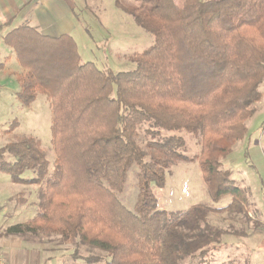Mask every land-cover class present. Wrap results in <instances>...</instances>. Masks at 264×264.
Masks as SVG:
<instances>
[{"label":"trees","instance_id":"trees-1","mask_svg":"<svg viewBox=\"0 0 264 264\" xmlns=\"http://www.w3.org/2000/svg\"><path fill=\"white\" fill-rule=\"evenodd\" d=\"M124 10L155 38L129 71L82 63L71 35L49 37L24 25L5 36L22 68L17 99L27 108L39 94L51 102L56 160L50 176L32 137L0 148V171L12 183L43 185L37 216L0 236L55 233L83 264H213L211 251L230 232L211 225L210 215L246 214L249 202L222 160L247 135L262 98L264 0H142ZM162 75L170 79L166 90L156 86ZM144 125L149 151L139 142ZM181 129L200 136L206 185L213 201L232 195L228 206L158 209L152 183L163 186L166 170L184 159L181 139L160 137ZM133 164L140 190L129 210L116 193ZM27 172L35 177L24 178Z\"/></svg>","mask_w":264,"mask_h":264},{"label":"rangeland","instance_id":"rangeland-1","mask_svg":"<svg viewBox=\"0 0 264 264\" xmlns=\"http://www.w3.org/2000/svg\"><path fill=\"white\" fill-rule=\"evenodd\" d=\"M183 1L177 0V3L182 5ZM76 3L79 31L73 38L82 63H94L101 71H129L135 67L131 58L154 46V36L124 10L139 7L142 0H84ZM6 59V70L0 72V148L25 138L37 139L49 162L51 176L56 160L52 145L51 102L39 94L29 108L25 107L16 97L19 85L14 83V75L21 73L22 68L13 49L0 40V64ZM168 80V77L160 76L156 86L166 90ZM252 109L254 114L247 122V135L222 160V169L230 172L235 185L248 195L246 214L210 215L211 225L230 232L211 251L208 259L213 264H264V88L260 102ZM148 126H142L139 138L146 151H149L148 142L152 141L146 133ZM167 138L181 139L178 152L184 159L174 161L166 170L163 186L152 183L158 209L175 213L187 211L195 205L224 208L231 204L233 197L229 194L219 201L212 199L199 161L200 136L181 129L163 132L160 139ZM139 175V166L133 164L127 171L123 190L116 193L129 210L134 209L138 200ZM34 177L33 172L24 175L26 179ZM42 189L43 185L12 183L10 176L0 171V232L3 233L9 226L27 223L37 216ZM20 238L44 251L42 254L52 260L45 264H83L82 260H74V245L62 243L55 233L41 232L37 236L28 234ZM87 253L83 249L80 251L83 258L88 256ZM95 254L105 256L99 251Z\"/></svg>","mask_w":264,"mask_h":264},{"label":"crops","instance_id":"crops-1","mask_svg":"<svg viewBox=\"0 0 264 264\" xmlns=\"http://www.w3.org/2000/svg\"><path fill=\"white\" fill-rule=\"evenodd\" d=\"M80 1L84 0H0V40L5 43L8 33L24 25L49 37H74L79 31L76 2ZM7 63L8 59L1 63L4 65L0 72L6 70ZM19 74L14 75L16 86ZM2 234L4 231L0 232ZM43 252L18 236H0V254L8 264H45L52 261Z\"/></svg>","mask_w":264,"mask_h":264},{"label":"built area","instance_id":"built-area-1","mask_svg":"<svg viewBox=\"0 0 264 264\" xmlns=\"http://www.w3.org/2000/svg\"><path fill=\"white\" fill-rule=\"evenodd\" d=\"M0 264H8L1 254H0Z\"/></svg>","mask_w":264,"mask_h":264}]
</instances>
